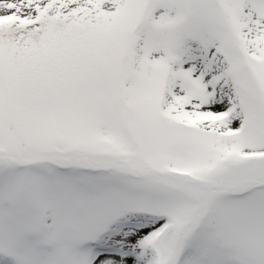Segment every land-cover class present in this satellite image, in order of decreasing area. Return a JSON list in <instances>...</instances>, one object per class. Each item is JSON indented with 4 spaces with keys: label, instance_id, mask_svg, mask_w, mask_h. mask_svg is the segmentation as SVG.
<instances>
[{
    "label": "snow or ice",
    "instance_id": "snow-or-ice-1",
    "mask_svg": "<svg viewBox=\"0 0 264 264\" xmlns=\"http://www.w3.org/2000/svg\"><path fill=\"white\" fill-rule=\"evenodd\" d=\"M0 264H264V0H0Z\"/></svg>",
    "mask_w": 264,
    "mask_h": 264
}]
</instances>
